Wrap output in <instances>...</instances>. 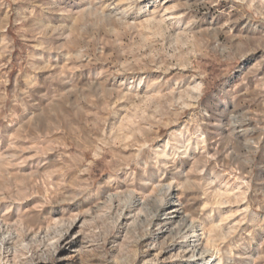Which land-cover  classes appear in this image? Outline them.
<instances>
[{"label": "rangeland", "instance_id": "rangeland-1", "mask_svg": "<svg viewBox=\"0 0 264 264\" xmlns=\"http://www.w3.org/2000/svg\"><path fill=\"white\" fill-rule=\"evenodd\" d=\"M0 264H264V0H0Z\"/></svg>", "mask_w": 264, "mask_h": 264}, {"label": "bare ground", "instance_id": "bare-ground-1", "mask_svg": "<svg viewBox=\"0 0 264 264\" xmlns=\"http://www.w3.org/2000/svg\"><path fill=\"white\" fill-rule=\"evenodd\" d=\"M220 260V259H219Z\"/></svg>", "mask_w": 264, "mask_h": 264}]
</instances>
